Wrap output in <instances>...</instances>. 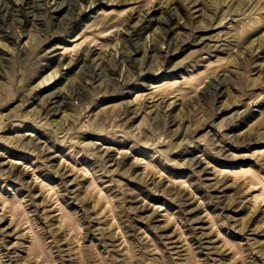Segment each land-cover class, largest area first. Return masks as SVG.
I'll use <instances>...</instances> for the list:
<instances>
[{
	"label": "rangeland",
	"instance_id": "obj_1",
	"mask_svg": "<svg viewBox=\"0 0 264 264\" xmlns=\"http://www.w3.org/2000/svg\"><path fill=\"white\" fill-rule=\"evenodd\" d=\"M0 264H264V0H0Z\"/></svg>",
	"mask_w": 264,
	"mask_h": 264
}]
</instances>
